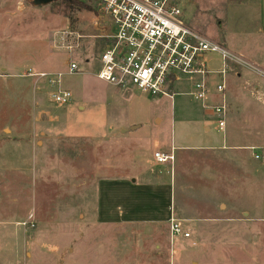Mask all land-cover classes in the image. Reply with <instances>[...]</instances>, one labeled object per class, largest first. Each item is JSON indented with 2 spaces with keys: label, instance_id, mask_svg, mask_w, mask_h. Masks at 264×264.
Masks as SVG:
<instances>
[{
  "label": "rangeland",
  "instance_id": "obj_1",
  "mask_svg": "<svg viewBox=\"0 0 264 264\" xmlns=\"http://www.w3.org/2000/svg\"><path fill=\"white\" fill-rule=\"evenodd\" d=\"M80 1L91 10L64 0H0V264H264V47L256 39L252 2L249 12L247 0H175L188 27L236 55L256 58L258 66L236 65L241 75L227 79L233 138L225 143L216 117L192 97L190 77L173 84L181 94L173 102L97 79L103 43L92 37L96 4ZM64 32L82 36L70 52L62 49ZM70 55L75 75L65 74ZM209 59L212 68L219 65L218 55ZM28 72L65 74L60 87L70 92V102L52 103L54 88ZM218 82L212 76L208 84ZM233 144L246 148H229ZM204 145L210 149L198 151ZM171 151L176 163L161 166H177L172 208L189 238L171 241L165 223L98 219L103 177L120 176L122 166L156 165L155 152ZM185 154L190 164L184 165ZM199 166H244L251 177L232 185L234 172L230 178L212 169L205 184L182 177L202 175ZM221 176L230 185H218ZM117 205L106 208L115 212Z\"/></svg>",
  "mask_w": 264,
  "mask_h": 264
},
{
  "label": "built area",
  "instance_id": "obj_2",
  "mask_svg": "<svg viewBox=\"0 0 264 264\" xmlns=\"http://www.w3.org/2000/svg\"><path fill=\"white\" fill-rule=\"evenodd\" d=\"M93 1L98 18L92 25L98 33L92 37L103 43L96 58L97 79L116 88L134 87L153 97L173 100L177 95L173 91V84L190 77L192 97L211 110L217 118L219 129L223 130L228 111L224 93L229 65L250 68L251 64L220 43L188 27L175 0ZM61 35H64L62 49L69 52L79 45L82 38L71 32ZM68 36L73 41L65 44ZM212 54L219 56L218 71L210 68L209 56ZM67 68L66 75L79 72L71 55ZM65 74L28 72L27 76L44 79L47 85L54 88L50 95L52 103L65 105L71 100L70 92L60 87V78ZM213 74L219 76L215 93L220 98L218 103L208 106L204 102L210 94L208 81ZM154 157L159 163L173 161L171 155L155 153ZM168 225L171 241L180 235L190 237L188 232H183L177 219L170 218Z\"/></svg>",
  "mask_w": 264,
  "mask_h": 264
},
{
  "label": "crops",
  "instance_id": "obj_3",
  "mask_svg": "<svg viewBox=\"0 0 264 264\" xmlns=\"http://www.w3.org/2000/svg\"><path fill=\"white\" fill-rule=\"evenodd\" d=\"M244 0H241V2ZM250 8L248 9L249 12H251V2L252 5L255 7V16L258 15V28L255 32L257 35L256 39H259L260 45H263L264 47V0H247ZM257 12V14H256ZM250 15H246V20L249 18ZM245 61H247L249 64H254L258 66L256 63V58L254 56L248 55L247 57L245 55H238ZM248 58V59H247ZM211 62V61H210ZM218 66L212 68L210 63V68L218 71L220 69V59L218 61ZM236 65L232 64L229 65L228 75L227 79H236L241 75L240 69L238 67H235ZM212 76H216L219 80L218 75H211L209 79ZM219 83V82H218ZM217 83V84H218ZM215 84L213 86L209 85V96L207 100L204 102L205 105L212 106L219 102L220 96L215 93ZM177 95H181L180 93H177ZM225 98H226V89H225ZM217 97V98H216ZM168 99V98H167ZM170 100V99H169ZM213 100V101H212ZM173 102V100H170ZM228 105V104H227ZM209 109V108H208ZM211 111V110H210ZM230 112V108L228 106V111L225 117V126L223 130H220L218 125V131L222 133L223 135V141L226 143L228 141L231 142L232 136L231 133H229L228 124H227V118ZM213 114V113H212ZM216 117L215 115H213ZM217 120V118H216ZM160 122L159 120L157 121ZM139 127H134L131 129V131L137 130ZM129 130L127 128H120L119 134L123 136H127ZM209 128L204 127L203 128V134H208ZM173 137V135H172ZM194 141V137L191 139V142ZM210 140H207L204 142L206 145L211 144ZM203 143V144H204ZM235 146H231L229 148L232 149H243L246 147H241L239 144H233ZM210 149L209 146H205L203 148H200L198 151H208L206 149ZM227 147L222 146V150L226 149ZM251 150V146L247 147ZM158 153V152H155ZM154 153V154H155ZM161 154V153H160ZM164 155H171L173 157V161L166 162L170 163V165H174L177 161V158L173 156V152L171 153H163ZM209 153H206L205 156H209ZM182 161L184 165L188 162L189 164L192 162V159L190 156L185 154L182 157ZM215 159V158H214ZM154 160L156 162V165L153 166H122L121 172L122 174L118 177H103L102 181H100L97 184L98 189V202L100 204L101 197L99 190H103V200L105 203V207L103 205V210L100 205L98 208V219L100 221H103L104 223H111V224H168V221L170 218L174 217V210L172 208V191H173V182L175 181L176 177V170L177 166H169V170L165 165L166 163H159L156 161L155 157ZM240 164V163H236ZM200 169H202L203 173L202 175L199 174H193L191 171L189 174L185 177V174L182 176L183 178L189 179L193 181H200L201 184H205L207 179H211V173H207L205 175V172H210L212 169L218 172H221V175H228L230 176L231 172H234L231 176H234L232 178L233 181L230 180V184H234L235 181L239 179H247V176L251 177V173L249 171L245 172L243 170L244 166H199ZM184 168H187L190 170L191 166H184ZM235 169L239 170L236 171ZM241 170V171H240ZM129 172H136L139 173L138 176H133ZM197 173V172H196ZM237 174V176H236ZM230 176V178H231ZM106 179V180H105ZM226 179V181H225ZM183 180V179H182ZM220 183L216 181V183L219 184H229V178L227 176H221L219 179ZM223 182V183H222ZM229 184V185H230ZM118 203L116 206V211L113 212L111 209H107V204H113ZM100 211V212H99ZM190 218V217H188ZM166 219V221H165ZM177 219V218H175ZM181 223V218L177 219ZM183 228V226H182ZM187 232V231H185ZM168 233H169V225H168Z\"/></svg>",
  "mask_w": 264,
  "mask_h": 264
},
{
  "label": "trees",
  "instance_id": "obj_4",
  "mask_svg": "<svg viewBox=\"0 0 264 264\" xmlns=\"http://www.w3.org/2000/svg\"><path fill=\"white\" fill-rule=\"evenodd\" d=\"M64 3L68 6V7H73L76 10H91V7L88 6V4L80 1V0H64Z\"/></svg>",
  "mask_w": 264,
  "mask_h": 264
},
{
  "label": "water",
  "instance_id": "obj_5",
  "mask_svg": "<svg viewBox=\"0 0 264 264\" xmlns=\"http://www.w3.org/2000/svg\"><path fill=\"white\" fill-rule=\"evenodd\" d=\"M56 0H32L34 5H45V4H49L52 3Z\"/></svg>",
  "mask_w": 264,
  "mask_h": 264
}]
</instances>
